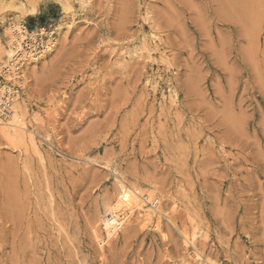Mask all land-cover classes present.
<instances>
[{
    "label": "rangeland",
    "instance_id": "374dc122",
    "mask_svg": "<svg viewBox=\"0 0 264 264\" xmlns=\"http://www.w3.org/2000/svg\"><path fill=\"white\" fill-rule=\"evenodd\" d=\"M15 23L55 45L0 122V264H264V0H0V47ZM127 190L161 221L106 240Z\"/></svg>",
    "mask_w": 264,
    "mask_h": 264
},
{
    "label": "bare ground",
    "instance_id": "6f19581e",
    "mask_svg": "<svg viewBox=\"0 0 264 264\" xmlns=\"http://www.w3.org/2000/svg\"><path fill=\"white\" fill-rule=\"evenodd\" d=\"M19 29H20L19 23H15L12 26L7 28L8 33L5 38L6 42L0 47V69L1 71H2V68L9 61L8 57L11 55V52L13 50V48H11V45L12 44L16 45L19 42V40H21L20 38L22 37V34L19 31ZM59 30L61 31L62 28L59 27ZM54 45H55V42L53 41L51 45L48 46L41 55H39V58H35L31 55L27 56L28 60L25 64V68H26L25 74L27 75L26 78L29 75L34 76V70L36 69L35 67L37 66L39 61L44 56L52 52L51 47H54ZM1 71H0V74H1ZM17 103H18V100H16L11 110L14 111V108ZM21 128L23 127L21 126ZM121 190H123V188ZM123 191L116 194L114 198L115 203L112 205V207H110V209H108L106 215L103 216L104 217L103 226H104V231L106 235V240L114 237L118 230H121L124 225L129 223L134 213L136 214L135 216L139 218L141 223L149 222V220L151 219V215H148L145 209L143 210V203H149L150 205L152 204L155 207L154 216L156 220V225H158L161 221V215H159L160 206H158L160 199L158 197L146 196L144 198V196L137 194L136 192L134 193L130 190H127L125 192ZM98 243L102 245L103 241L99 240ZM191 257L194 259L195 262H198L200 260V258L196 254H192Z\"/></svg>",
    "mask_w": 264,
    "mask_h": 264
},
{
    "label": "built area",
    "instance_id": "2783aa9c",
    "mask_svg": "<svg viewBox=\"0 0 264 264\" xmlns=\"http://www.w3.org/2000/svg\"><path fill=\"white\" fill-rule=\"evenodd\" d=\"M19 31L22 34L21 40L14 45L8 57L9 61L0 74V122L8 125L20 123V119L11 108L23 94L27 76L25 74L27 56L39 58V55L55 40L52 28L39 27L34 32L22 24Z\"/></svg>",
    "mask_w": 264,
    "mask_h": 264
}]
</instances>
